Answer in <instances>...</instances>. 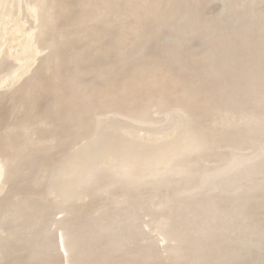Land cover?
Returning a JSON list of instances; mask_svg holds the SVG:
<instances>
[{
  "label": "bare ground",
  "instance_id": "1",
  "mask_svg": "<svg viewBox=\"0 0 264 264\" xmlns=\"http://www.w3.org/2000/svg\"><path fill=\"white\" fill-rule=\"evenodd\" d=\"M8 1L0 0L6 9ZM30 10L37 18V32L27 29L23 51L36 53L38 46H43L48 53L40 59L30 92L20 98L22 114L0 143V171L5 178L14 179L20 160L30 155L27 148L61 147L68 136L64 132L67 127L63 130L65 123L71 121L77 128L75 141L83 138L82 131L91 130V121H84L88 113L99 114V122L112 115L127 121L131 127L121 121L115 126L116 118L113 126L114 133L117 130L129 136L140 126L167 127L155 138L167 141L148 148L125 145L109 134L110 130L93 129L83 150L64 157L57 166L53 190L68 209L66 217L55 220L66 254L72 253V259L75 256L81 263L97 264L95 258L99 257L91 244L102 236L97 234L128 231L150 203L146 212L169 210L166 217L155 216L171 230L170 247L165 249L173 259L169 264H264V0H31ZM159 42L173 43L160 47L158 53L149 52L150 45ZM48 92L54 98L43 107L38 97ZM34 123L50 131L49 139L43 140L40 131L38 137L28 138ZM109 126L111 122L105 124ZM95 149L101 152L97 154ZM110 165L119 182L107 181L103 193L108 197L121 186L127 194L110 193L112 200L116 197L114 201L92 208L90 214L82 206L76 207L83 191L86 197L95 196L92 191L97 188L90 176ZM154 184H164L167 192ZM138 187L140 192L155 190L153 196L146 193V198L151 196L147 204L141 192L146 205L142 203V214V205L138 211L141 195L135 197L127 190ZM9 193L11 198L15 194L17 200L20 197L16 189ZM23 196L19 201L5 199L4 204L6 218L21 229L30 225L34 198L28 195L33 198L27 201ZM131 203L132 209L137 206L135 218ZM101 210L106 218V211L114 214L106 220ZM163 226L158 229L162 231ZM12 231L5 237L0 234V259L5 249L8 254ZM110 246L114 248L113 242ZM147 249L144 246L138 257L147 261L160 257L162 261L158 250L151 253ZM102 259L99 262L105 264ZM110 262L113 260L106 263Z\"/></svg>",
  "mask_w": 264,
  "mask_h": 264
},
{
  "label": "rangeland",
  "instance_id": "2",
  "mask_svg": "<svg viewBox=\"0 0 264 264\" xmlns=\"http://www.w3.org/2000/svg\"><path fill=\"white\" fill-rule=\"evenodd\" d=\"M3 3L4 2H0V17H1L0 18V32L3 36V38H1L2 36L0 35V102H1L0 103V114L2 117V118L0 117L2 119L0 121V143H2V141L5 137H7L8 135L11 134L10 129L14 125L15 118L19 117L18 115L22 114L21 111H23V110L20 107L21 106V104H20L21 99L20 98L24 97L25 93L30 92V90H31L30 81L36 76L35 74H37V73H35L36 72L35 70L40 65V59L44 58L46 56V54L48 53L47 52L48 50L45 49V47H43V46H38L40 49L42 48L41 49L42 52L39 50V48H37L36 53L33 50H32V52L28 51L29 53H27L26 51L24 52L23 48H22V46L26 42V40L24 41V38L27 36V32H28L27 29L30 32H32V34H35L37 32V29H34V28H36L35 26L37 25V18L35 17L34 14H32V12L30 10L31 0H9L8 4H7V9H6V7H4L5 5H2ZM1 5H2V7H1ZM3 8H4V10H3ZM4 11H5V13H3ZM9 11H11V12H9ZM2 13H3V15L4 14L6 15V13H7L8 17L6 16L7 17L6 18L5 15L2 16ZM10 16H12V17H10ZM2 22H4V23L2 24ZM2 28H4L6 30L5 34L2 30ZM172 43L173 42H170V44L159 42L157 46H153L155 44H152V45H150L152 47L149 49V52L158 53L160 50L159 49L160 47L171 46ZM98 62L101 64L104 62V60H99ZM23 84H24V86H23ZM49 93L50 92L44 93V94H42V96L40 94V96L38 97L39 100L41 99L40 102H41V104H43L42 105L43 107H47V103L50 102L54 98V94H52V93L49 94ZM8 96H10V97H8ZM14 96L16 97V100H12L11 97H14ZM7 97L9 99L11 98L10 99L11 101L8 100ZM25 98L27 99L26 96H25ZM12 101L14 103H12ZM1 107H3V108H1ZM19 107L21 110H19ZM23 115H21V117ZM98 115L99 114L88 113L84 116V121H86V120H88L86 122L91 121L89 123V127H88V130L91 127V130H89L90 132L82 131V133L83 132L85 133V134L84 133L82 134L83 135L82 137L84 138V140H83V138H81L80 140L78 139L77 141L74 140L73 136H75L74 134L77 133L78 130L75 127V125H73V123L71 121H69L63 125V127H64L63 130L66 129V127H67V129L64 130V132H65L66 136L67 135L68 136L66 139L63 140L61 147L56 148L57 146L54 147L53 145H45V144H48V142L45 141V144H44L45 147L43 146V148H42V146L41 147L39 146V148L35 147V150H33V148H27L30 151L29 152L30 155L28 154L29 156L26 159L23 158L24 161L20 160V165L16 169V172L14 173V179L12 177L11 182L9 181L8 177H6V178H8V180L5 178V176H7V175L3 176L2 171H0V229L3 230V231L2 230L0 231L1 232L0 234L3 237H5L4 235L7 236V234L10 233V230L13 229L12 232H14L13 233V236H14L13 242L10 244L11 246H9V251L7 250L8 254L6 255L7 252H5V250H6L5 249L4 250L5 254H3V259H0V264H12V263H14V264H32V263L33 264H38V263L39 264H65V263H67L69 258H70V263L68 261V264H72L73 259H74V261H73L74 264L75 263H77V264L81 263V261L78 258H77L78 262H76L77 259L75 256H73V259H72V253H71V255L66 254V252L62 249L63 247L61 244L62 241H61V237H60L61 232L58 230L55 220H59V219H62L63 217H66L67 216L66 211L68 209L66 207H64L65 205H63L61 199L58 198V193L53 190V185H54V183H56L55 181L58 179L56 172H57L58 167L63 163L64 157H67V156L69 157L70 154L73 153L77 149L83 150V148H84L83 146L88 142V139H89L88 136H90L93 133V129H96V130L100 129L102 131V133L106 132L107 130L108 131L110 130L109 134L111 133V135L113 137L120 139L125 145L135 146L136 148H140V147L148 148L149 145H153V144L158 145L159 143H163V142L167 141L165 138H161L160 140L155 139L157 137L160 138L159 135L161 133H163L167 127L160 128V129H149V128L140 126L135 130V132H133L131 130L133 135L129 136V135L124 134V133L121 134L117 130H116L117 133H114V129H115L114 127L117 125V123L119 121H121L124 124H127L128 123L127 121H125L123 119H119V121H118V119L112 115L110 117L104 118L101 122H99L100 116L97 118ZM115 118L117 120H115ZM113 121H114V123L117 121L115 123V126H113V124H114ZM108 122H111V126H109V128L105 127V124H107ZM69 123H70V125H69ZM92 123H94V124H92ZM166 123H167V120L164 121V126L166 125ZM10 124H12V125H10ZM9 126H10V129H9ZM40 126H42L41 123L40 124L34 123L31 126V128L35 131L34 132L31 129V131H33L34 134L33 133L31 134V131L30 132L28 131L29 134L28 133L26 134V132H23V135L25 133L26 135H28V138H30L31 140L38 137V135H41L40 137L43 136L42 137L43 140L49 139V137L51 135L50 131L45 129L46 131L49 132V135H47L46 131L44 130L45 126H42L41 128H40ZM68 126H70L71 129ZM103 126L105 128H102ZM33 127L37 130H35ZM112 127H113V129L111 130ZM128 127H131V126L128 125ZM68 130H70V131H68ZM37 131H40V133ZM91 131H92V133H91ZM36 132L38 133L37 136H36V134H37ZM43 133L46 136L43 135ZM26 135H24V137ZM30 135H31V137H30ZM170 138L171 139L173 138V134L170 136ZM171 139L169 140L170 143L172 142ZM90 146H94V145H90ZM95 151L97 153L96 149H95ZM39 152H40V154H39ZM99 153H97V154H99ZM57 157H58V159H57ZM2 161H3L2 157L0 156V163ZM50 162H53V164ZM111 165L98 168L97 169L98 173L90 176L91 182H94V184H93L94 189L97 188L96 190L92 191V192H94L95 196H92L93 194H91V195H88L89 197H86V194H83V193H85L83 191L82 195L80 196L81 198L76 199V202H77V205H75L76 207L82 206L83 209H85V211H87V213L90 214L94 211V209L96 207H99L100 205H104L102 203H104V202L110 203L109 199L112 198L111 194L114 195L115 193L118 194L119 192L121 194L123 193V191L126 188L125 189L121 188V186L119 187L121 189H119L117 186L119 191L117 190L115 193H114V190L116 189V187L114 188V190H111L110 191L111 194L108 193V197L105 196L107 193L104 194L102 191L104 189V185L107 181H115L116 180V182H119V180L117 179V173L114 169L111 168ZM262 176H261V178L264 177V176L263 177ZM11 183H12V185H11ZM158 185L159 184H157V186ZM157 186H156V188L158 190L159 189H160V191L163 190L162 193L166 191L165 189L167 186H165L164 184L159 185L158 187ZM160 186H162V187H160ZM145 188H147V187H144V189ZM13 189H14V191L16 189V193L18 195H20L18 200H17L18 196L16 197V194H15V197H12V198H11V196H9V194H10L9 191L13 190ZM136 189L140 192V189H142V188L138 187L135 189H127L128 191L129 190L131 191V192L129 191L128 194L132 193L133 196L136 197V195H137V197H138V195L139 194L141 195V192H142V194L144 196L142 197V195H141L139 197V200H142V198H143L144 201L146 200V202H145L146 204L148 203L147 200L151 199V196L149 197V195L146 198V196H147L146 193L147 194L151 193L152 196L155 194V192L153 193V191H155L153 189L149 190V188H148V189H145L144 191L142 190L140 193L138 191H136ZM132 190H134L136 192H133ZM124 193L127 194V192H124ZM134 193H135V195H134ZM136 193H138V194H136ZM156 193H157V191H156ZM27 194L29 196H31V194H33L34 198L33 197L29 198V196ZM109 194H110V197H109ZM7 195H8V197H7ZM21 196L24 197V198L22 197L23 199H27V201H30V199L33 198L32 199L33 201H31L32 202V205H31L32 208L31 209L33 211L30 210L31 212H29V214L31 216V220H30L31 222H30L29 226L24 225L25 227H28L27 229L25 227L24 228L22 227V229L18 228L20 225L14 227L13 226L14 224L11 222L12 223V225H11L9 219L6 218L7 214H6L4 204L6 203L7 199L13 200L15 198L17 201H19L21 199ZM25 196H27V198ZM100 196H103L104 198L100 197ZM28 198H29V200H28ZM115 198L116 197H114L113 200L111 199V201L113 202ZM5 199H6V201H5ZM98 199H99V201H98ZM107 199H108V201H107ZM12 200H9V201H12ZM143 200L140 202L141 204L139 203L138 211L140 210V206L144 202ZM31 202H29V203H31ZM76 202L74 201L75 204H76ZM108 203H106L105 205H107ZM149 204L147 206H149ZM143 205H145V204L143 203ZM143 205L141 206V211H140L141 214L143 213V211L145 209V208L142 209ZM147 206H146V209L147 208L149 209L150 206L149 207H147ZM120 207H121V204H120ZM132 207H134V206L131 203V212L132 213L131 212L130 213L132 214V216L137 215V213H138V211L136 209L137 206H135V208H133V209H132ZM92 208H94V209H92ZM119 209H120L119 207L116 208V210H119ZM103 210H104V208H103ZM104 211L101 210V213H103ZM146 211L142 215L138 214V216H140V218H138L139 222H138V220H136V222L133 220L134 223L132 222L129 225L128 231H126L127 228H125L126 230L122 229L120 231L121 234L123 232V234H122L123 236L120 233H119L120 235H117V234L112 235L111 232H109V234H107L108 232H104V233L100 232L99 234H97V235H102V236H97L98 238L95 240L96 242L91 243V244H94L93 248L95 246V251H94L95 255L97 257H99V258H95V260L98 259L95 261L96 263L98 261L97 264H102V263H100L102 257L105 258V260L102 259V261H106L107 263H108V261L113 260L112 264H116V263L124 264V262H125V264H128V263L130 264L132 261L133 262L131 264H133L135 262L134 259H136V258H138V260L136 259V261H138V263L135 262L137 264H145V263L148 264V263H151V261H153V260H154V262H152L151 264L159 263L161 261V259L159 260L160 257H156L157 259L151 258L153 260L149 259V261H147L148 259L146 260L144 256H142V258L138 257L137 254H138V252L141 251V248H143L142 251H145L144 246H145V249L148 248L151 251V253H156V251L158 250L162 254L163 258H162V261L160 262L161 264L162 263H164V264L168 263L169 264L170 262H173V259L171 258V256L167 253V251H165V249L168 250L170 247L169 236H170L171 230L166 229L165 226H163L161 224V222L159 223V220H158L159 216L162 218L166 217L168 215L169 210L168 209H165L163 211L160 210L157 213L152 211V210H149L148 212H146ZM112 212L113 211H111V213L109 214V211H106V214L108 213L107 218L111 217L114 214ZM116 212L118 214H120L121 210L116 211ZM145 213H148V214L145 215ZM103 215L106 218L105 212L102 214V216ZM143 215L145 216L144 218H143ZM2 216H3V218H2ZM93 216H94V214H93ZM98 216H99V212H98ZM153 216H154V219H153ZM155 216H156V218L158 216V219H156ZM107 218H106V220H107ZM114 218L118 219V216L116 215V216H114ZM134 218H135V216H134ZM150 219H153L152 221L154 222V225L152 224L153 222L151 223ZM16 223H18V222H16ZM20 223H22V220L19 221V224ZM162 226H163V230L161 231ZM130 227L132 228V231H131ZM158 228H161V229L159 230ZM124 232H126V233H124ZM159 233H160V235H159ZM118 236H120V237H118ZM131 236H133L134 238ZM102 237H103V239H102ZM116 237H117L118 241L115 240ZM121 237H122V239H121ZM128 237H129V239H128ZM119 238L121 239V241ZM100 239H101V241H100ZM24 240H26V241H24ZM104 240H106L108 242L110 241L109 244H108V242H106ZM123 240H124V242L126 240L128 243H126V242L122 243ZM130 240H131V242H130ZM112 242H113V247H114L113 249H112V246H110V245H112ZM117 242H118V246H117ZM119 242L123 245V247L121 249L119 248ZM105 243H107V245H105ZM41 244H43V245H41ZM103 244H104V246H103ZM114 244H115V246H114ZM121 244H120V246H121ZM128 244H130V246H128ZM101 245L103 248L100 247ZM125 246L128 248H126ZM139 246H141V247H139ZM167 246H168V248H166ZM39 247L42 250L41 249L38 250ZM99 247H100V251H99ZM135 247H136V249H135ZM137 247H139V248H137ZM10 248H12V249H10ZM109 248H111V249H109ZM151 248L153 249V251ZM103 249L106 251L105 252L106 254L110 250H112V251H110V253H108V255H106L104 253ZM123 249L128 250V252L127 251L124 252L125 257L123 256L124 255ZM116 250L117 251L120 250V251L115 253ZM129 250H130V252L132 250V251H134V253H136V252L137 253L134 254L133 252H131L132 254H130ZM142 251H141V253H142ZM37 252H39V253H37ZM100 252H101V254H100ZM165 252H166V255H165ZM126 253L127 254L129 253V255H126ZM167 254H168V256H170L169 260H168V257H166ZM30 255H32V256H30ZM100 255H102V257H100ZM104 255H106L107 257H110L111 259L107 258L106 256L104 257ZM134 255H136L135 258H134ZM68 256H69V258H67ZM8 257H10V258H8ZM113 257H115V258L113 259ZM165 257H166V259L163 260ZM119 258L121 260H118ZM123 258H124V260H125V258H128V259L123 262ZM129 258L132 261H128V260H130ZM139 258H140V260H139ZM40 259H43V260H40ZM71 259H72V261H71ZM141 259H143V262ZM99 260H100V262H99ZM115 260H117L116 263L114 262ZM155 260H157V261L155 262ZM126 261H128V262H126ZM106 262H105V264H107ZM84 263L89 264L90 262L87 261V263H86L83 261L81 264H84ZM110 264H111V262H110Z\"/></svg>",
  "mask_w": 264,
  "mask_h": 264
}]
</instances>
